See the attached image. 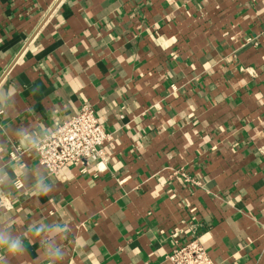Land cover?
<instances>
[{
    "label": "crops",
    "instance_id": "crops-1",
    "mask_svg": "<svg viewBox=\"0 0 264 264\" xmlns=\"http://www.w3.org/2000/svg\"><path fill=\"white\" fill-rule=\"evenodd\" d=\"M85 104L103 159L49 174L36 144ZM194 237L264 264V0H0V264H172Z\"/></svg>",
    "mask_w": 264,
    "mask_h": 264
},
{
    "label": "built area",
    "instance_id": "built-area-1",
    "mask_svg": "<svg viewBox=\"0 0 264 264\" xmlns=\"http://www.w3.org/2000/svg\"><path fill=\"white\" fill-rule=\"evenodd\" d=\"M109 139L110 135L95 109L85 104L79 113L40 140L35 150L40 165L49 174H58L65 167L103 159V146ZM15 156V152L12 153V157ZM171 175H182L187 186L200 184L183 170L174 171ZM14 185L17 189L23 186L20 180H16ZM167 259L172 264H220L211 257L198 237L176 242Z\"/></svg>",
    "mask_w": 264,
    "mask_h": 264
},
{
    "label": "clouds",
    "instance_id": "clouds-1",
    "mask_svg": "<svg viewBox=\"0 0 264 264\" xmlns=\"http://www.w3.org/2000/svg\"><path fill=\"white\" fill-rule=\"evenodd\" d=\"M0 249H6L10 254H15L20 250V244L17 241L7 244L5 241L0 240Z\"/></svg>",
    "mask_w": 264,
    "mask_h": 264
}]
</instances>
